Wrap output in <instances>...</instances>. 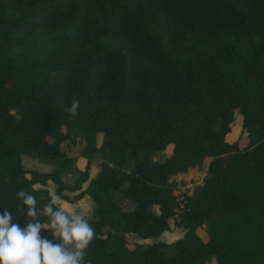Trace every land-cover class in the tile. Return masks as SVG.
Returning a JSON list of instances; mask_svg holds the SVG:
<instances>
[{"label":"trees","instance_id":"obj_1","mask_svg":"<svg viewBox=\"0 0 264 264\" xmlns=\"http://www.w3.org/2000/svg\"><path fill=\"white\" fill-rule=\"evenodd\" d=\"M235 110L244 146L226 140ZM71 132L87 157L74 184L61 178ZM23 155L54 168L26 169ZM199 168L173 222L172 177ZM47 182L94 202L91 264H264V0H0V214L21 189L42 207ZM172 223L185 233L169 243L126 237Z\"/></svg>","mask_w":264,"mask_h":264},{"label":"clouds","instance_id":"obj_2","mask_svg":"<svg viewBox=\"0 0 264 264\" xmlns=\"http://www.w3.org/2000/svg\"><path fill=\"white\" fill-rule=\"evenodd\" d=\"M80 108L77 96L71 97L66 109L74 119ZM15 212L5 207L0 214V264H91L86 250L95 237V230L84 214L66 211L58 205V197H50L42 207L32 192L19 190ZM26 214L25 226L15 223ZM42 230H50L60 243H54Z\"/></svg>","mask_w":264,"mask_h":264},{"label":"rangeland","instance_id":"obj_3","mask_svg":"<svg viewBox=\"0 0 264 264\" xmlns=\"http://www.w3.org/2000/svg\"><path fill=\"white\" fill-rule=\"evenodd\" d=\"M73 132L68 139L64 140L60 145V150L63 153L62 160H64L63 172L61 173V178L68 184H74L76 180H78L81 171H83L84 164L87 160V157L83 154V146L84 142L82 139ZM240 136V137H239ZM239 137V140H243L241 142V146H244L247 142L245 130L241 124V116L238 114V110L234 111V117L232 123L230 125V132L228 133L226 140L231 142ZM100 143V140L97 141ZM172 151V145L167 144L164 148L153 150L150 152L148 159L150 161H163L165 160ZM103 152H97L90 161L89 168V176L92 177L95 175L99 168V164L103 159ZM22 166L26 169H33L38 171H50L54 168L53 164H45L39 162L35 158H30L28 156L23 155L21 158ZM205 176V170L203 168H199L198 170H190L184 173H178L172 177L173 182H175L174 194L178 196L188 195L192 193L194 187L199 186L202 183V179ZM86 184L84 183L82 187L84 188ZM51 193L52 197H58L55 194V185L51 182H47L46 186ZM59 198V197H58ZM117 199L125 209H129L133 206L131 201L127 199H123L119 195H117ZM59 206H63L66 211H75L81 212L84 214L85 218L88 219L90 217L91 209L94 205V202L88 197L84 196L80 200L74 203H66L61 198L58 201ZM154 212H158L156 206L153 208ZM178 218L177 213H175L172 221H176ZM48 231V236L51 238H55L50 230ZM185 233V229L182 227H177L172 223V229L170 231H164L158 236L149 239V240H141L138 236L133 234H127V239L132 242H143V243H151L154 241H164V242H172L176 239L183 237ZM166 234V235H164ZM170 237H167V236ZM203 264H215L214 259L205 260Z\"/></svg>","mask_w":264,"mask_h":264},{"label":"built area","instance_id":"obj_4","mask_svg":"<svg viewBox=\"0 0 264 264\" xmlns=\"http://www.w3.org/2000/svg\"><path fill=\"white\" fill-rule=\"evenodd\" d=\"M189 195V194H188ZM176 196V195H175ZM185 194L183 195V196H180L179 198H178V196H176V200H177V202H178V204H179V208H177L176 210H175V213H177L178 214V212H179V209H181V208H183V205H184V202H185Z\"/></svg>","mask_w":264,"mask_h":264},{"label":"crops","instance_id":"obj_5","mask_svg":"<svg viewBox=\"0 0 264 264\" xmlns=\"http://www.w3.org/2000/svg\"><path fill=\"white\" fill-rule=\"evenodd\" d=\"M63 201H64V200H63ZM64 202H66V201H64ZM66 203H68V202H66ZM164 235H166V234H164ZM167 237H170V236L168 235Z\"/></svg>","mask_w":264,"mask_h":264}]
</instances>
